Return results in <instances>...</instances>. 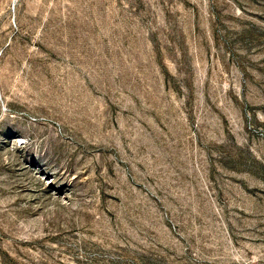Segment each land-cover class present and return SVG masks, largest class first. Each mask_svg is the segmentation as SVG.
<instances>
[{"label":"rangeland","instance_id":"obj_1","mask_svg":"<svg viewBox=\"0 0 264 264\" xmlns=\"http://www.w3.org/2000/svg\"><path fill=\"white\" fill-rule=\"evenodd\" d=\"M0 264H264V0H0Z\"/></svg>","mask_w":264,"mask_h":264}]
</instances>
